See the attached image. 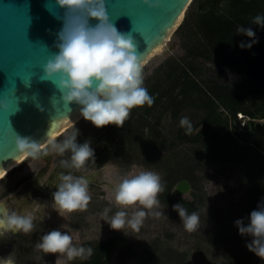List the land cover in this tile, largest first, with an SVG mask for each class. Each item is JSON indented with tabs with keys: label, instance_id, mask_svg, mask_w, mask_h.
<instances>
[{
	"label": "clouds",
	"instance_id": "9594fccd",
	"mask_svg": "<svg viewBox=\"0 0 264 264\" xmlns=\"http://www.w3.org/2000/svg\"><path fill=\"white\" fill-rule=\"evenodd\" d=\"M159 2L143 0L150 8L158 7ZM56 3L64 10L63 26L56 34L54 44L58 51L52 52L43 65L40 79L52 82L65 105H78L80 115L95 127H123L132 109L154 104L153 96L144 86V63L135 38L130 33L119 31L110 21L105 0H56ZM93 19L97 21L94 25L91 23ZM252 24L264 28V15H256ZM235 32L251 38L250 43L241 42V48L250 49L258 42L251 27L241 25ZM25 85L30 86V81ZM0 106L7 108V104ZM40 111L43 109L40 108ZM179 123L186 134H191L193 126L187 116L182 117ZM78 135L79 130L75 129L60 141L48 138L46 144L16 135V148L25 160H37L53 152L60 156L71 154L70 159L59 162L62 169L69 171L58 174L57 190L52 194L55 210L61 216L86 210L92 200L88 181L71 171L83 169L90 160L95 161L94 149L88 141L78 143ZM163 191L162 177L154 171L125 175L114 186V203L119 210L109 217L111 209L105 208L101 214L102 220L114 230L130 228L139 232L149 215L157 218L163 215L156 211L160 208L158 197ZM137 206H140L139 210L129 216L127 210L136 209ZM4 208L3 202H0V237L9 233L30 235L36 231L37 217L34 214L8 212ZM173 210L178 212L187 232L199 230L200 216L197 212L189 214L181 204L173 205ZM234 223L241 236L252 237L251 242L246 243L248 250L264 260V200L258 204L257 210L251 211L250 223L245 225L243 219H237ZM35 252L36 261L42 260L40 253L55 254L67 261L77 258L88 260L94 254L91 247L77 246L73 237L60 228L42 235L35 245ZM2 264H15V252L10 253Z\"/></svg>",
	"mask_w": 264,
	"mask_h": 264
},
{
	"label": "trees",
	"instance_id": "16d2710c",
	"mask_svg": "<svg viewBox=\"0 0 264 264\" xmlns=\"http://www.w3.org/2000/svg\"><path fill=\"white\" fill-rule=\"evenodd\" d=\"M256 15H264V0H191L176 29H187L181 42L185 48L183 56L166 59L144 81L154 98L151 107L145 105L132 109L123 127H96V136L88 140L95 152L96 166L115 155L128 153L129 145L134 148L140 143L148 152L147 157L154 156V152H159L158 146L164 145L160 136V119L165 115L176 118L183 108L191 106L201 111L199 118L191 121L193 131L186 134L183 127L175 126L170 149L177 143L192 147L200 144L202 151L209 154L231 147L230 159L241 166L246 185L242 200L250 221L251 211L257 210L258 204L264 200V28L252 24ZM241 25L251 27L258 38L250 49L240 47L241 42H251V38L235 32ZM210 61L243 74L246 86L236 87L208 75L204 69ZM238 113L241 116L238 117ZM139 130L144 131V135ZM159 158L156 155L150 161L151 165L163 164ZM193 166L188 165V171L183 164L170 161V174L167 173L162 180V199L172 206L175 205L172 198L174 180L187 179L190 182L194 200L177 196V202L188 213L197 210L201 199L192 173ZM122 239L119 235H112L80 244L91 247L94 254L88 260L77 258L74 264H109L115 246ZM242 240V251L235 256L234 264H262L264 260L246 247L252 237L246 236Z\"/></svg>",
	"mask_w": 264,
	"mask_h": 264
},
{
	"label": "rangeland",
	"instance_id": "374dc122",
	"mask_svg": "<svg viewBox=\"0 0 264 264\" xmlns=\"http://www.w3.org/2000/svg\"><path fill=\"white\" fill-rule=\"evenodd\" d=\"M186 10L176 27L168 31L160 46L143 60L145 80L149 79L155 69L166 59L183 56L185 48L181 42L187 29L182 28L178 31L176 29L183 20ZM204 70L208 75L226 80L236 87L244 88L247 84L243 74L236 73L213 61L207 62ZM200 114V110L187 106L176 115V118L172 115L163 116L159 127L164 145H159V152L153 153L155 157L160 156L159 159L163 160V164L158 167L151 165L150 161L155 157L146 156L148 152L143 150L142 143L134 148L129 145V154L115 155L118 157L113 156L108 159L100 165L102 169L97 180L88 182L92 200L86 210L60 215L51 229L46 219L37 218V228L45 230L41 237L53 229L60 228L61 231H67L73 237L74 243L79 246L87 241L96 242L112 235H119L123 239L115 246L109 264H234L235 256L241 254L242 251L241 246L244 242L242 239L246 237L239 234L234 222L237 219H243L244 224L247 225L250 221L246 217L242 200L246 185L242 179L241 166L230 159L232 148L224 147L218 152L206 154L202 151L200 144L192 147L187 143H177L172 147L173 150L169 147V142L174 137L175 126L180 125V119L187 116L190 121H195ZM239 116L240 113H238ZM64 125L62 132L54 137L57 141L62 140L65 135L75 129L79 130L78 143H84L96 136V131H94L96 127L90 121L85 120L80 112L67 119ZM139 133L144 135V131L139 130ZM90 146L92 147L91 143ZM51 154L55 162L70 159L71 155L65 153L64 156H60L54 152ZM29 161L34 160L29 158L23 161L0 179V201L6 202L8 212L20 213L18 203H20L21 195L18 192L21 186L17 187V185L34 172L35 167L31 169ZM170 161L183 164L188 171H190L188 165H195L192 173L195 175L196 186L201 195L198 208L194 211L200 216L199 230L187 232L178 212L162 199L161 193L158 197L160 208L156 211L162 212L163 215L158 218L149 215L139 232L125 228L126 234L122 230L112 229L108 222L102 220L101 214L105 208L111 209L109 217L119 210L114 203V186L119 179L125 175L138 174L140 171H154L164 180L166 174H170ZM98 167L95 161L90 160L79 171L91 172ZM174 181L176 183L178 180ZM180 196L187 201L194 200L192 188ZM172 198L175 204H179L174 193ZM139 207L128 209L129 216L133 211L139 210ZM25 211L31 214L35 212L29 208ZM43 213L46 214V218L48 212ZM61 225L64 227L61 228ZM10 248L9 244L0 246V251H2L0 260L3 261L5 253ZM28 263L74 264V261H67L66 258L57 257L55 254H45L41 261L30 259Z\"/></svg>",
	"mask_w": 264,
	"mask_h": 264
},
{
	"label": "water",
	"instance_id": "95a60500",
	"mask_svg": "<svg viewBox=\"0 0 264 264\" xmlns=\"http://www.w3.org/2000/svg\"><path fill=\"white\" fill-rule=\"evenodd\" d=\"M105 2L110 21L119 31L135 38L143 60L164 41L191 0H160L155 8H150L143 0ZM63 13L56 0H0V105L7 104V108L0 106V169L19 154L16 135L38 142L57 121L59 127L64 119L80 112L76 104L65 105L52 82L40 79L43 65L52 52L58 51L54 44L56 34L63 26ZM91 23L94 25L97 21L93 19ZM29 81L30 86H26ZM99 172L76 171V174L89 182ZM190 189L187 179H181L173 186L175 196ZM25 236L9 233L0 237V242L21 244ZM33 251L15 250L17 264H24V256H32Z\"/></svg>",
	"mask_w": 264,
	"mask_h": 264
},
{
	"label": "flooded vegetation",
	"instance_id": "af4514ba",
	"mask_svg": "<svg viewBox=\"0 0 264 264\" xmlns=\"http://www.w3.org/2000/svg\"><path fill=\"white\" fill-rule=\"evenodd\" d=\"M127 154H129V152ZM115 157L117 158L118 156H114V158ZM123 157H125V155H123ZM59 162L60 161L55 162V158L51 153L46 157H42L34 161H29L28 163L31 166V169L35 167V170L31 174V176H29L27 179H25L24 181L20 182L17 185V187L19 185L21 186L18 193H20L21 197H24V199L23 200L20 199V203H18V209L20 213L21 214L26 213L25 209L27 208L33 209L35 211L34 215L37 216V218H43L47 220L50 229L55 226L56 223L55 220L60 218V214L58 213L57 210H55L56 205L53 201V195H52L53 192L57 190L55 185L58 183V174L62 171L63 172L69 171L67 169H62L59 165ZM101 169L102 168L99 166L98 169L96 170L101 171ZM71 171L73 172L74 175L78 176L76 174V171L79 170L72 169ZM82 173H86V172H82ZM99 173L95 176V179L93 181H89V182H95L97 180V176L99 175ZM0 202H5V201L2 200ZM5 210L8 211L7 204H5ZM44 211L48 212L47 213L48 216L46 218H45L46 214L43 213ZM44 232H45L44 228H37L36 231L31 233L30 235H26L21 244H17L16 242L13 241L0 242V246L7 244L11 246L10 250L7 253H5L3 260L7 258L10 253H12L17 249L24 251L34 250L32 254L33 258H28L27 260V264H29L28 263L29 260L34 259V256L37 255V253L35 252V245L38 242H40L41 234ZM1 252L2 251H0V255ZM40 255L43 257L45 254L40 253ZM1 261L2 259L0 260V264H2Z\"/></svg>",
	"mask_w": 264,
	"mask_h": 264
},
{
	"label": "bare ground",
	"instance_id": "6f19581e",
	"mask_svg": "<svg viewBox=\"0 0 264 264\" xmlns=\"http://www.w3.org/2000/svg\"><path fill=\"white\" fill-rule=\"evenodd\" d=\"M182 16H183V12L179 15V17L177 18V20L175 21V23H174V25L170 28V30L171 29H173L174 28V26H176L177 24H178V22L181 20V18H182ZM165 39V38H164ZM160 46V44L159 45H157V46H155L145 57H144V59L148 56V55H150L154 50H156L155 48H158ZM143 59V60H144ZM66 120L64 119L63 120V122H65ZM58 125H59V121H57L56 122V124H55V126L53 127V129L51 130V131H49L48 133H46L45 135H43L41 138H40V140L38 141L39 143H42V144H46L47 143V140H48V138H54L55 136H57V135H59L61 132H62V130L64 129V127H65V125H64V123L61 125V126H59L58 127ZM24 160V157L23 156H21L20 154H18V156H16V157H14V158H12V159H10L1 169H0V179L2 178V177H4L11 169H13L15 166H18L20 163H21V161H23ZM14 252V251H13ZM28 258H33V256H24V264H27V260H28ZM15 264H17V261H16V257H15Z\"/></svg>",
	"mask_w": 264,
	"mask_h": 264
},
{
	"label": "built area",
	"instance_id": "2783aa9c",
	"mask_svg": "<svg viewBox=\"0 0 264 264\" xmlns=\"http://www.w3.org/2000/svg\"><path fill=\"white\" fill-rule=\"evenodd\" d=\"M240 116H241V114H240ZM264 262V261H263Z\"/></svg>",
	"mask_w": 264,
	"mask_h": 264
}]
</instances>
